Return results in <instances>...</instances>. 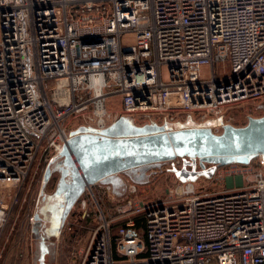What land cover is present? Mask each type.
<instances>
[{
    "label": "built area",
    "instance_id": "built-area-1",
    "mask_svg": "<svg viewBox=\"0 0 264 264\" xmlns=\"http://www.w3.org/2000/svg\"><path fill=\"white\" fill-rule=\"evenodd\" d=\"M263 115L264 0H0V237L80 127L101 132L130 116L138 126L215 123L219 135ZM258 159L238 185L176 178L153 202L125 176L119 194L87 184L59 264H264Z\"/></svg>",
    "mask_w": 264,
    "mask_h": 264
},
{
    "label": "water",
    "instance_id": "water-1",
    "mask_svg": "<svg viewBox=\"0 0 264 264\" xmlns=\"http://www.w3.org/2000/svg\"><path fill=\"white\" fill-rule=\"evenodd\" d=\"M217 123L222 124V121ZM212 124L215 123L181 129L137 126L130 116H122L105 131L80 127L71 133L63 151L48 165L42 187L51 178L50 166L56 160L62 158L64 164L73 169V183L67 185L63 170L55 192L56 195L67 192L66 218L87 184L109 183L119 194L118 188L123 181L119 174L135 184L145 185L150 181V172L177 158L198 160L202 169L206 165L216 168L249 166L259 157L264 161V115L250 118L243 127L226 125L219 135L212 131ZM46 252L43 248L41 259Z\"/></svg>",
    "mask_w": 264,
    "mask_h": 264
},
{
    "label": "rangeland",
    "instance_id": "rangeland-1",
    "mask_svg": "<svg viewBox=\"0 0 264 264\" xmlns=\"http://www.w3.org/2000/svg\"><path fill=\"white\" fill-rule=\"evenodd\" d=\"M217 73L222 76L230 74V64H218ZM162 77L163 80H166L167 78V70L165 68H163L162 70ZM189 126L190 124L180 125L176 127ZM258 161V158L253 160L249 166L230 165L217 169L213 165H206V168L202 169L199 165L198 160L192 162L188 158L181 161L182 165L180 167H174L173 169L172 167H170L169 163H163L160 168L154 169L153 171L151 170V178L147 184L140 185V195L148 202L162 199L164 198V196H166L167 189L175 183L176 178H180L182 179V181H197V176H201L202 178L198 181V184L200 186H206L211 191H217L227 188V186L233 184V182L238 185L241 180L245 179L242 177H240L241 179H238L235 176L237 174L250 173L253 169L258 167ZM119 176L124 177L123 174H119ZM245 177H248V175H245ZM39 186L40 184L34 186V194L33 191H30L28 193V189H24L22 191V194L20 195L19 204L15 208H13L10 218L6 223L0 237V264H35V246H32L29 216H31L33 213V199L38 194ZM25 199L26 202H24ZM18 214L21 215V219L22 217L24 218V235L22 234L18 236L16 234V236L14 237L18 225H23V220H21L20 218L18 220L17 218ZM16 219L17 221H15ZM13 227L15 231H12ZM65 244L66 243L64 242L63 238H61L59 242V260L56 264L60 263V255L63 251L66 250Z\"/></svg>",
    "mask_w": 264,
    "mask_h": 264
},
{
    "label": "flooded vegetation",
    "instance_id": "flooded-vegetation-1",
    "mask_svg": "<svg viewBox=\"0 0 264 264\" xmlns=\"http://www.w3.org/2000/svg\"><path fill=\"white\" fill-rule=\"evenodd\" d=\"M50 167L52 175L45 187H42L38 193L34 209V221L31 227L32 246H35V264L57 263L59 238L64 224L75 205L64 218L68 205L67 192H63L60 195L55 194L63 170L66 171L65 182L67 185L73 183V169L65 165L62 158L53 162ZM16 234L20 236L19 227L15 231L14 237ZM42 247L46 248L47 252L41 259Z\"/></svg>",
    "mask_w": 264,
    "mask_h": 264
},
{
    "label": "trees",
    "instance_id": "trees-1",
    "mask_svg": "<svg viewBox=\"0 0 264 264\" xmlns=\"http://www.w3.org/2000/svg\"><path fill=\"white\" fill-rule=\"evenodd\" d=\"M144 223H145V221H144V217H140L139 219H137V224H138V226H143Z\"/></svg>",
    "mask_w": 264,
    "mask_h": 264
},
{
    "label": "bare ground",
    "instance_id": "bare-ground-1",
    "mask_svg": "<svg viewBox=\"0 0 264 264\" xmlns=\"http://www.w3.org/2000/svg\"><path fill=\"white\" fill-rule=\"evenodd\" d=\"M174 127V126H173ZM191 127H195V126H193L192 124H190V126L189 127H174V128H178V129H181V128H191ZM217 169V168H216ZM176 173V172H175Z\"/></svg>",
    "mask_w": 264,
    "mask_h": 264
}]
</instances>
